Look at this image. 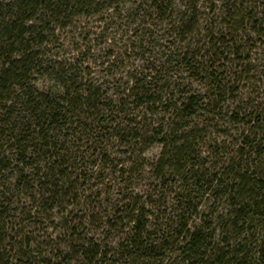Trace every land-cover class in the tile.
Masks as SVG:
<instances>
[{"label": "trees", "instance_id": "16d2710c", "mask_svg": "<svg viewBox=\"0 0 264 264\" xmlns=\"http://www.w3.org/2000/svg\"><path fill=\"white\" fill-rule=\"evenodd\" d=\"M208 1L0 0V264H264V104L232 113L240 138L205 181L191 125L202 97L185 84L210 80L221 91L220 62L232 56L249 66L251 57H240L250 43L264 48V0H242L239 7ZM201 2L209 3L205 11ZM101 28L99 35H119L120 55L93 52L90 41ZM98 61L117 70L111 81L93 76ZM119 72L125 79L112 78ZM154 143L162 152L151 172L160 186L172 177L183 191L175 194L178 221L165 227L172 237L148 229L151 201L140 206L138 195L124 199L129 220L115 250L81 237L62 218L64 252L44 259L31 250L39 242L15 230L23 199L28 218L70 214L87 179L79 149L91 152L95 166L127 157L122 147L140 145V156ZM123 166L120 176L129 180L132 171ZM196 195L223 200L221 214L210 213L216 221L199 214Z\"/></svg>", "mask_w": 264, "mask_h": 264}, {"label": "rangeland", "instance_id": "374dc122", "mask_svg": "<svg viewBox=\"0 0 264 264\" xmlns=\"http://www.w3.org/2000/svg\"><path fill=\"white\" fill-rule=\"evenodd\" d=\"M177 1V4L181 3V0ZM240 1L242 0H232L231 3L237 2V7H239ZM252 1H257L256 5H261L263 0ZM225 2L228 1L225 0ZM200 4L204 11L209 6V3L206 2H201ZM128 6L126 5L125 8H128ZM93 24V26L100 25L99 23ZM108 32L110 33L109 36L108 34L99 35L102 33L101 28L97 33L98 38L96 39L93 36L95 41L92 39L90 41L93 52L99 57H104L106 49H112L116 55L117 52L120 55V47L122 46L118 43L119 35L113 34L111 37L113 32L111 30ZM108 39L114 42V46L119 49L112 46L108 47V43L111 44ZM243 45L242 43L241 46ZM66 47L65 51L71 54L69 52L71 48L69 46ZM250 47V51L246 50L245 55L240 57V59H244L247 56L251 57L249 66L244 64L242 60L239 62L231 61L233 59L232 56H228L227 60L220 62L223 67L219 68L217 75L224 81L221 85V91H216V87H211L213 83L210 80L205 81L203 84H199L200 81L194 79L185 81V84L188 85V90H191V94L194 93L202 97L196 115L191 120V125L196 130L194 149L200 155L196 163L207 171V175L203 178L205 181H210L211 177L219 171L223 160L226 159L228 153L240 138L241 126L233 124L232 113H235V111L242 113L244 110H247V113H252V110L258 105L264 104V48L259 47L258 44L253 46L252 43H250ZM71 56H74V54H71ZM111 60H113V57ZM100 62L98 61L96 65H92L93 76L102 78L104 81H111L109 77L117 73V70L105 69L107 64H111V61L103 65V67L99 66ZM243 70L249 73L244 74ZM125 75V73L119 72L112 78L119 79L120 77H125ZM183 76L185 77V75L181 77ZM40 85L45 87L49 84L47 81L41 80ZM109 91L112 93L111 89ZM240 117L242 118V116ZM161 119H163L161 114L154 118L156 122L161 121ZM82 145L80 143V146ZM146 145L147 147L144 146L145 150L140 156L137 154L139 149L143 148L140 145L136 148L122 147L119 150L127 151V157L113 155L116 157L115 162L98 163L95 166H93L95 157H91V152L84 147L79 149L85 158V161L83 160L84 164L81 163V166L87 173V179L84 182H80L77 190V201L73 204V207L70 206L68 208V211H71L70 214L61 216L58 213L59 211L55 210V212L46 214L40 212L35 219L28 218V209H31V207L28 204H23L25 203L23 199L20 207H24L25 210L22 213L18 212L15 223L20 224L16 225L15 230L30 235L34 240H37L39 244L31 246V250L36 251L38 249V254H41L44 259L54 258L64 252L63 242L65 238L63 232L60 231L64 220L71 225H75V231H79L81 237H93L97 243L106 245L108 249L115 250L116 241L122 235V227L129 220L122 210L123 206L128 202V200L124 199L133 198L136 201V196L138 195L140 206L144 201H151V206L149 205L147 209L151 213V217L148 220V229L154 231L158 238L163 236L172 237V232L165 229V227L178 221L175 216V194L181 195L183 191L179 181L172 177L168 178L169 180L165 187L159 185L160 182L156 172H151L150 167L158 160L162 148L157 143ZM132 150L134 151L131 155ZM129 157H131L130 160H128ZM120 165L129 167L132 171L129 180H127V175L121 178ZM196 197L199 205V214L206 221H211L209 218L213 219L212 221H216V216L211 217L210 213L217 209L219 214H221L220 212L223 211L224 205L223 200L208 201L207 197L203 199L198 195ZM108 221H111V225H117L118 227L108 230L105 226ZM52 224H54L53 227L51 226ZM158 226H161V229ZM20 239L22 238L19 237L18 240ZM39 245L41 246L39 247ZM51 261L55 264L56 261L58 264H66L65 261L60 263L58 260Z\"/></svg>", "mask_w": 264, "mask_h": 264}]
</instances>
